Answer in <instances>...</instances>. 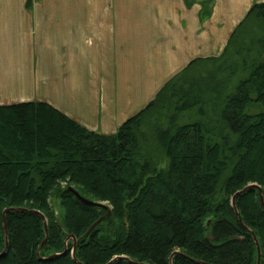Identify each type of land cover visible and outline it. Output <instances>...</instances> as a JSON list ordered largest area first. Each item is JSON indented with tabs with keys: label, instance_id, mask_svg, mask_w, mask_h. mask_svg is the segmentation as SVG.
Masks as SVG:
<instances>
[{
	"label": "trees",
	"instance_id": "obj_1",
	"mask_svg": "<svg viewBox=\"0 0 264 264\" xmlns=\"http://www.w3.org/2000/svg\"><path fill=\"white\" fill-rule=\"evenodd\" d=\"M200 61L215 68L190 72ZM251 184L264 194V1L221 54L192 60L115 133L46 101L0 105V264H257L259 248L264 264Z\"/></svg>",
	"mask_w": 264,
	"mask_h": 264
},
{
	"label": "rangeland",
	"instance_id": "obj_2",
	"mask_svg": "<svg viewBox=\"0 0 264 264\" xmlns=\"http://www.w3.org/2000/svg\"><path fill=\"white\" fill-rule=\"evenodd\" d=\"M89 1L0 0V105L46 101L89 129L115 133L123 122L147 106L166 82L190 65L182 63L178 69V63L172 62L174 48L189 43L187 39L191 36L192 51H195L196 37L192 35L195 25L179 22L174 14L175 10L181 11V0H94L110 3L103 14L109 15L111 20L103 41L96 39L90 43L84 30L75 36L74 45L79 41L81 50L88 47L89 53H93V69L87 66L85 52L76 58L74 53L70 54L73 40L70 34L76 20L86 22L91 14ZM182 1L188 7L196 2ZM230 1L239 4L241 13L247 6L264 0H220L222 5H229ZM207 4V14L212 15L214 0ZM216 27L212 22L206 30V51L215 50L219 55L225 46L212 45ZM56 34L63 37L56 39ZM59 40L64 45L60 46ZM63 47L67 56L60 54ZM195 59L201 60L199 56ZM204 66L215 68L210 62L200 61L189 71ZM145 146L159 157L160 167L168 164L165 156L153 150L152 140L146 141ZM261 196L264 198L263 192ZM88 197L98 201L93 196ZM51 205L57 213H62L59 197L54 196ZM41 215L47 227L48 217L43 212ZM5 221L4 228L8 231ZM73 236L69 235L65 243L72 242ZM73 243L70 254L75 258L77 238ZM37 253L41 254V248Z\"/></svg>",
	"mask_w": 264,
	"mask_h": 264
},
{
	"label": "crops",
	"instance_id": "obj_3",
	"mask_svg": "<svg viewBox=\"0 0 264 264\" xmlns=\"http://www.w3.org/2000/svg\"><path fill=\"white\" fill-rule=\"evenodd\" d=\"M208 0H196V2L191 6L188 7L185 2L182 0L179 2V10H175L174 7V14H176V17H179V22L187 21V23H192L195 26L193 27V34H195L196 41H195V48H193L195 51H192V36L187 39L189 43H185V45L180 46L177 48H174L172 51V62L178 65L176 68H180V64L185 65V63H190L193 59L197 58L198 56L200 58L208 57L217 55V51H206L207 47V37H206V30L209 28V24H212L214 22L216 29L213 31V47H217L215 45H221L220 47L223 48L225 44L227 43V40L229 39L230 34L232 33L234 27L239 23V21L245 16V13L248 11L250 6H247L245 9V12H239V4L234 3L233 1L229 2V5H222L220 0H214V10L212 12V15L207 14V7H205V4ZM210 1V0H209ZM213 1V0H211ZM91 6L90 15L87 17V19L84 21H81L80 19L76 20L75 26H73L72 33L70 34L71 40V53H74L75 58L77 55H84L86 54V64L87 66H91L93 69V60L94 56L92 51L89 53V48L87 47L86 50H81V43L78 41L77 45H74L75 42V36L82 34L81 30L87 31L88 39L95 41L96 39L99 41H103V37L106 33V29L110 23L111 17L105 16L103 13H105V9L109 7L110 3L105 1H94L91 0L88 2ZM103 3L101 6L100 4ZM108 5V6H107ZM171 20V18H170ZM61 30V29H59ZM195 32V33H194ZM56 39H60L63 37L62 34H56ZM183 41L185 42V37H182ZM61 41V40H59ZM63 41L60 42L61 44ZM93 45V43H92ZM168 58L170 57L171 50H169ZM60 54H63L67 56L68 52L64 50V47L61 49ZM182 58V59H181ZM193 58V59H192ZM84 61V60H83ZM21 102V101H18ZM10 103H16V102H10ZM6 103V104H10ZM49 103V102H48Z\"/></svg>",
	"mask_w": 264,
	"mask_h": 264
},
{
	"label": "water",
	"instance_id": "obj_4",
	"mask_svg": "<svg viewBox=\"0 0 264 264\" xmlns=\"http://www.w3.org/2000/svg\"><path fill=\"white\" fill-rule=\"evenodd\" d=\"M250 186H256V187H258L259 188V191H260V193H262V188H261V186L260 185H257V184H251V185H247L245 188H248V187H250ZM70 190L81 200V201H83L84 203H86V204H88V205H92V206H106V205H104V203H102V202H98V201H93V200H91V199H88V198H86V197H84V196H82L77 190H75L73 187H70ZM239 192H241V191H239ZM238 192V193H239ZM238 193H236L234 196H233V198H232V205H233V207L236 209V202H235V199H236V195L238 194ZM40 213V212H39ZM108 215H110V212H108ZM43 217V219H44V221H45V218H44V216H42ZM105 217H101L99 220H97L91 227H90V229L88 230V232L87 233H89L99 222H101L103 219H104ZM5 224H6V221H5ZM6 229H7V224H6ZM7 231V230H6ZM7 233V232H6ZM74 237V240L76 239V237L75 236H73ZM8 243V242H7ZM258 243V242H257ZM259 247V246H258ZM69 252V249H65V251L63 252V254H67ZM5 253V251H3L1 254H0V257H2L3 256V254ZM260 263V248H259V260H258V263L257 264H259Z\"/></svg>",
	"mask_w": 264,
	"mask_h": 264
}]
</instances>
